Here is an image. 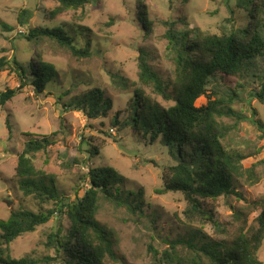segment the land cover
I'll return each mask as SVG.
<instances>
[{
	"label": "rangeland",
	"instance_id": "374dc122",
	"mask_svg": "<svg viewBox=\"0 0 264 264\" xmlns=\"http://www.w3.org/2000/svg\"><path fill=\"white\" fill-rule=\"evenodd\" d=\"M261 1L90 0L84 8L66 9L55 15L53 12L61 6L57 1L0 0V58L17 57L26 63L39 54L43 61L57 67L60 79V87L48 89L50 95L45 92L36 96L30 87H25L5 106H0V220L7 221L11 212L19 208L37 211L36 202L25 199L18 191L14 178L18 155L28 140L54 135L55 145L45 153H38L34 164L38 170L56 176L65 199H73L78 190L88 188L83 178L90 168L103 166L113 167L125 177V189L144 192L148 216L142 220L131 216L125 208L102 202L98 220L112 232L121 260L109 264H149L150 246L164 251L169 248V240L185 237L186 230L176 219V214L180 215L185 209L184 196L155 192L163 184V168L173 164L167 148L159 141L150 143L144 140L134 129L126 127L124 119L127 114L119 117V125L114 126L113 121L118 112L126 110L133 96L132 83L139 78L140 51L150 56L152 65L164 81L170 83L172 80L173 63L167 57V22H175L178 31L200 29L220 34L231 28L244 27L248 22V9H253ZM141 7L146 9L152 22L149 29L139 19ZM22 10L32 14L24 27L18 23ZM47 27L64 28L74 37L78 47H90L91 56L77 58L48 38L36 44L23 37L32 29ZM121 79L129 86L120 84ZM226 82V87L239 95V100L233 104L234 110L246 117L232 135L229 145L250 156L245 160V166L256 165L259 178L252 186L243 181L236 183V191L244 200L231 195L212 203L217 220L227 233L221 234L212 225L205 226L204 232L213 239H226L230 243L247 230L262 211L264 133L251 121H260L264 125V100L257 96L259 88L255 84L244 85L234 78ZM19 86L15 74L10 71L0 74V93ZM96 87L112 100L113 106L107 117L91 120L84 113L65 106L70 98ZM67 90L70 94L60 101L58 96ZM146 91L151 93L149 89ZM152 97L163 107L174 105L172 100L167 101L155 94ZM206 102L203 97L197 106ZM8 118L11 132L7 126ZM224 120L228 124L235 121ZM84 139L99 149V154L90 161H87L86 146L82 143ZM258 149L260 152L256 155L252 153ZM61 225L66 229L69 221L55 214L49 223L13 242L11 255L15 258L26 255L42 258L54 254L53 250L47 249V237ZM259 259L264 264V242Z\"/></svg>",
	"mask_w": 264,
	"mask_h": 264
},
{
	"label": "trees",
	"instance_id": "16d2710c",
	"mask_svg": "<svg viewBox=\"0 0 264 264\" xmlns=\"http://www.w3.org/2000/svg\"><path fill=\"white\" fill-rule=\"evenodd\" d=\"M53 1L61 5L53 12L57 15L66 9L84 8L90 0ZM139 13V19L149 29L152 22L146 9L141 7ZM247 13L248 22L244 27L220 34L200 29L178 31L175 22H167V57L173 63L170 83L155 70L150 56L140 51L139 78L132 83L133 96L126 110L118 112L113 125H119V117L125 113L126 127L134 129L144 140L159 141L167 148L173 164L163 168V184L155 192L159 195L181 193L186 202L182 213L176 214L186 236L169 240V248L164 251L150 246L149 264H262L259 252L264 242V200L254 223L230 243L226 239H213L204 232L205 226L212 225L225 235L226 229L217 220L212 203L231 195L244 200L236 191V183L243 181L252 186L259 180L256 165L245 166L250 156L229 145L246 117L234 110L233 104L239 95L226 87V80L234 78L244 85H257V96L264 100V0ZM31 18L30 11L22 10L18 23L24 27ZM23 37L36 44L48 38L77 58L91 56L90 47H78L74 37L62 27L35 28ZM5 71L15 74L20 86L0 93V106H5L25 87H30L36 96L45 92L50 95L49 88L60 87L57 67L43 61L39 54L26 63L17 57L0 58V74ZM118 82L129 86L124 79ZM69 94L67 90L58 97L64 101ZM80 94L70 98L65 106L84 113L91 120L108 116L113 103L101 88ZM152 94L172 100L174 105L163 107ZM203 97L207 99L206 104L197 106ZM225 118L235 121L228 124ZM6 121L11 132L9 118ZM251 122L264 133L260 121ZM53 136L28 140L18 155L14 175L18 191L25 199H33L38 209L19 208L11 212L7 221L0 220V264L120 263L112 232L98 220L102 202L125 208L131 216L142 220L148 216L144 192L125 189V177L115 168L103 166L90 168L83 178L88 188L78 190L73 199H65L56 176L38 170L34 164L38 153H45L55 145ZM88 141L84 139L82 143L90 161L99 154V149ZM259 152V149L252 151L255 155ZM55 214L66 217L69 226L65 229L61 225L48 235L47 249L54 254L42 258L11 255L13 242L46 225Z\"/></svg>",
	"mask_w": 264,
	"mask_h": 264
},
{
	"label": "built area",
	"instance_id": "2783aa9c",
	"mask_svg": "<svg viewBox=\"0 0 264 264\" xmlns=\"http://www.w3.org/2000/svg\"><path fill=\"white\" fill-rule=\"evenodd\" d=\"M22 32V31H21Z\"/></svg>",
	"mask_w": 264,
	"mask_h": 264
}]
</instances>
